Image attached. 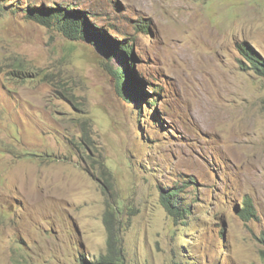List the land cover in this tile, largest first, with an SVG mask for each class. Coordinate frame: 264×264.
<instances>
[{
	"label": "rangeland",
	"instance_id": "374dc122",
	"mask_svg": "<svg viewBox=\"0 0 264 264\" xmlns=\"http://www.w3.org/2000/svg\"><path fill=\"white\" fill-rule=\"evenodd\" d=\"M66 5L134 42L156 105L119 94L121 52L26 14ZM244 41L264 58V0H1L0 264H97L118 198L125 264H264V78ZM171 187L190 208L178 223Z\"/></svg>",
	"mask_w": 264,
	"mask_h": 264
},
{
	"label": "trees",
	"instance_id": "16d2710c",
	"mask_svg": "<svg viewBox=\"0 0 264 264\" xmlns=\"http://www.w3.org/2000/svg\"><path fill=\"white\" fill-rule=\"evenodd\" d=\"M1 6V0H0ZM27 17L35 20L41 25L49 28L56 27L69 40H83L101 50L106 57L111 60L112 53L119 51L126 59L127 68L117 67L107 63V69L117 81L119 94L129 102L138 103L142 99L149 106L158 103L155 97L148 99L142 82L137 78L135 70L132 69L131 57L134 52V42L128 39L114 40L105 28L95 26L90 21L91 16L82 9L71 6H51V7H27ZM239 50L244 59L248 62L249 67L253 68L256 73L264 78V58L257 50L247 41L239 44ZM152 106V105H151ZM85 139H90L91 134L85 132ZM89 141H84L85 143ZM181 189L176 187L162 188L161 202L169 216L178 223L186 217L190 208L182 202L180 194ZM243 208L239 213L241 216L250 220L257 216V211L253 202L247 199L243 203ZM126 204L120 198L115 202L109 203L105 212V225L107 229L108 247L107 252L102 254L97 264H125V253L123 247L122 231L126 222L122 219ZM264 241V235L262 236Z\"/></svg>",
	"mask_w": 264,
	"mask_h": 264
},
{
	"label": "clouds",
	"instance_id": "9594fccd",
	"mask_svg": "<svg viewBox=\"0 0 264 264\" xmlns=\"http://www.w3.org/2000/svg\"><path fill=\"white\" fill-rule=\"evenodd\" d=\"M82 10H84V9H82ZM86 11V10H85ZM87 12V11H86Z\"/></svg>",
	"mask_w": 264,
	"mask_h": 264
}]
</instances>
